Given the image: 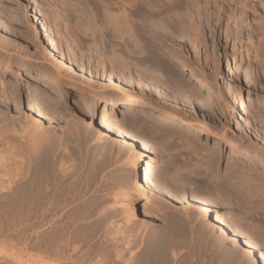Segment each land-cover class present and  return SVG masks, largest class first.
<instances>
[{"label":"rangeland","instance_id":"1","mask_svg":"<svg viewBox=\"0 0 264 264\" xmlns=\"http://www.w3.org/2000/svg\"><path fill=\"white\" fill-rule=\"evenodd\" d=\"M85 1L88 2L0 0V22L5 26L0 29V44L9 48L12 45L5 54L0 50V59L26 61L21 64L23 67L16 65L6 77L4 73L8 69L0 62V93L11 82L23 88L19 106L3 105L0 96V128L20 119L33 136L29 137L33 139L30 144L39 138L41 128L47 129L54 142L62 145L64 154L71 155L66 156L73 160H67L68 164L72 165L71 161L74 163L76 159L80 161L84 166L82 172L87 171L85 176L81 172L82 188L85 185L86 190L81 188L80 202L87 204L83 207L80 203L85 211L78 210L87 212L100 201L101 208L97 212L106 209L114 213V221L122 227L127 223L132 226L123 233L126 238H121L120 246L114 245L115 253L123 257L120 264H137V260L130 262V258L149 248L156 230L164 231L169 226L179 231V238L180 235L184 238L181 237L183 242L172 250L177 255V264H251L227 236L211 227L209 219L201 218L191 195L207 199L214 210L228 214L231 229L239 233L261 258L260 264H264V0H186L198 7L180 9L176 23L167 20L166 12L156 18L162 21L157 24L147 17L137 16L134 2L125 12L108 9L110 15L127 13L131 24L148 32L154 25L159 28L177 26L188 31V43L176 36H167L170 42L164 43L161 40L164 35L155 42L165 53L166 63L175 60L187 68L174 67L184 79L181 83L185 87V90L180 87L170 93L177 108L165 110L174 118L131 103L136 87L154 88L161 80L158 79V83L152 80L153 74H160V78L163 72L155 71L144 56H126L120 39L115 40L118 42L113 47H106V34L112 29L109 30L112 23L101 21L95 5L87 3L88 7ZM49 39L58 44L59 52L51 51ZM141 42L145 44V40ZM55 63L61 70L55 68ZM129 64L133 66L131 71L126 69ZM56 69L61 71V83L53 84L54 90L49 87V83L52 84L49 78L44 79L46 82H36L37 73L54 76ZM111 71L118 79H109ZM125 74L134 86L119 78ZM197 80L200 83L197 84ZM3 82L6 83L3 85ZM44 93L51 94L54 108L43 118L36 107L38 101L30 95L43 96ZM233 93L242 97L245 94L242 101L246 115L240 121L236 110L230 107ZM108 94L117 95L112 104L103 100ZM103 108H108L118 122L149 148L146 159L157 168V185L168 188L175 200H168L157 191L137 192L138 170L146 162L140 157L142 147H133L117 134H102L99 121ZM135 114L137 118L132 120ZM60 123L64 125L57 127ZM234 144L250 151L254 158L246 160L237 155L232 148ZM77 145L81 149L78 158L73 157ZM30 203L23 204L22 208L14 203L0 204V264H51L52 251L55 254L60 251L56 248L60 242L58 234V243L53 250L49 249L47 205ZM129 204L134 206L131 205V210H128ZM36 216L39 220H35ZM127 238L133 244L129 250H123ZM69 239L67 257L62 255L64 250L56 254L66 260L62 263L59 260L57 264H95V258H86V261L81 257L90 244ZM98 253L104 259L100 264H111L105 250Z\"/></svg>","mask_w":264,"mask_h":264},{"label":"bare ground","instance_id":"2","mask_svg":"<svg viewBox=\"0 0 264 264\" xmlns=\"http://www.w3.org/2000/svg\"><path fill=\"white\" fill-rule=\"evenodd\" d=\"M187 1L186 0H88L87 2L89 4L95 5V7L97 8V14L100 15L101 17L100 19L101 21H111L112 23L111 25L112 27L110 28L108 27L109 30L111 28L112 29L108 32V34H106L107 43L106 44L104 43L106 47H113L115 45L114 43L118 42L115 40L120 39V43L124 47V52L123 51L122 52L125 53L126 56L128 57L129 56L132 57L133 55H140L142 57L144 56L146 60L145 62L149 61L151 62V64L154 65L156 69L155 71L163 72V75L160 78H159L160 72L158 73L159 74L158 76L156 75L157 73L155 72L154 73L155 75L153 74L152 77V80L154 79L156 80V82L158 81V79H160L161 84L157 82L158 84L154 88H151L148 85H139V87L135 86L136 89L134 90V93L132 95L133 97H131L130 100L133 105L140 104L148 108L149 110L153 111L154 113H157L159 115H164L168 118H174V115L167 112L165 109L169 108V110H172L174 108L175 109L177 108L176 103L173 102L172 98L170 97V93L172 94L175 93L176 91H178L180 87L182 89L185 88L184 85H182L181 83V82L184 83V79L180 77L181 75L177 72V70H187V68L185 64L176 62L175 60L172 61L170 60L169 61L170 64L166 63L167 61L166 60H165L166 62L164 61L165 53L163 54L162 51L158 49L159 45L157 46L156 45L157 43L155 42L156 39L162 37V35H164L165 37V38L163 37L164 39L161 38V40H164V43L170 42L167 39V36L182 37L183 39L181 40L187 42L189 41V37H190L188 36L189 33L187 34L188 31L179 28L177 26L159 28L158 26L154 25V28L151 31L149 30L148 32L146 31V29H141L139 26H134L133 24H131L129 15L127 13H123L120 16L110 15L111 13L109 14V10L110 8H114L118 10L121 9L123 10V12H125L126 8L132 5L131 2H134L133 7L135 14L137 16L147 17V19H149L150 22L157 24L159 21L160 22L162 21L156 18H158L160 14L166 12L168 15L167 20H169L172 23H176L178 22V18H179L178 11H180V9L181 10L187 9L189 6L198 7V5L196 4L191 5V3ZM101 2H104V4H101ZM87 3L85 1V4ZM95 17H97V15ZM139 23L141 25V22ZM1 28H5V26L3 23L0 22V29ZM141 40H145V44H143ZM49 42H50L49 47H51L50 48L51 51L55 53L59 52L58 44L53 39H49ZM11 46L12 45H10V48ZM0 48H1L0 50L4 54L12 49V48L10 49L8 46L6 47V44L5 45L0 44ZM116 55L114 56L115 58L117 57ZM166 59H169V57L168 58L166 57ZM24 60L9 59L8 61H5V59L3 58L0 62L4 64L8 69V71L4 73V76L5 77L9 76L10 72L12 73V70L15 68L16 65H18L19 67H23V65L26 64V61ZM116 61L117 58L114 60V62L116 63V64L114 63L115 65H117ZM124 62L122 63L124 64ZM59 63L60 65L63 64L61 61ZM132 67L133 66L132 65L130 66L129 64V67H127L126 69L130 70ZM174 67L177 70H174ZM48 68L51 70L52 67L50 68V66H48ZM55 68H57L56 63H55ZM60 68L61 67L59 66L57 69L61 70ZM57 69H56L57 74L54 76L46 75L45 73L43 75L37 73L34 78L36 82H42L45 81L46 78H49L52 83L51 85L49 83V87L50 89L54 90L53 84L55 85L57 84L56 86H59L61 83V78H60L61 71L59 70L57 71ZM108 74H109V79L111 80H114V78L118 79V75L115 72L111 71ZM119 78L125 81V84H128L130 86H134L135 84L131 79H129V77H126V74L125 77L121 75V77ZM5 83L3 82V85ZM198 83L200 82L197 80V84ZM22 91L23 88L21 85H17L12 82L7 83V85H5L2 92L0 93L1 101L3 102V105L5 104V106H8L10 105V103H12V105L15 104L19 106L23 95ZM187 93H191V90H187ZM105 96L106 97H104L103 100L109 101L111 102V104L116 100L117 97V95L114 94H108ZM30 97H33L35 101H38L36 107L38 108V111L43 118L45 116V113L49 112V110H51V107L54 106V104L52 103L51 94L47 95L44 93L43 96L38 94V95H30ZM244 97L245 94L242 97L236 93H233L230 97V104H231L230 107H232L233 110L234 109L236 110L237 119L239 121L245 119V115H246V107L242 101V98ZM118 98H122V97L119 96ZM30 106L32 107L31 104H29V107ZM137 115L132 116V120H135L137 118ZM17 119L16 121L14 120L12 123H10L11 122L10 121L7 124H3V127L0 128V204L14 203V205L16 206L20 205L21 207L19 206V208H22L23 204L25 203L27 204V202H31L33 203V205L36 206H39L41 204L47 205L48 210L46 211V214L45 213L43 214H45V217L49 219L48 222L50 224L49 226L50 232H48L49 233L48 238L50 239L49 249L51 248L53 250L54 246L57 245L56 247L57 250L58 249L60 251L64 250V253L62 252L63 253L62 255L66 254L65 250L67 249V247L69 248L68 241H70L69 239L70 237L71 239L74 240V243L77 240L79 241L81 240L87 245L90 244L89 246H87L86 248L87 250L85 251V254L81 256L83 257L82 260H84V258L85 259L95 258L97 260L96 262L100 264V262L104 259L103 258L101 259L98 256V254H100L98 252L105 250L108 258L107 261L111 260L110 261L111 264H120L123 260V257L121 256L120 253L118 252H116L117 254L115 253V251L113 250L114 245L120 246L119 242H121V238L124 236L123 233L128 232L132 226L131 225H130L131 227L128 226L129 224L127 223L125 224L126 226L125 228L122 227L120 224H118L117 221H114L115 218L112 217V214L114 213L108 211L106 212L105 211L106 209L103 210L102 208L101 211L98 210L100 212H97V209L101 208L99 203L100 201L98 203H95V205L92 207L88 206L89 209H87L88 210L87 212H82L81 211L83 210L82 208L86 207L85 204H87V203L82 204L80 202L82 199L80 191L83 189V191L85 192L86 190L85 185L84 188H82L83 179H81L82 174H84V172L85 173L87 172L85 169L84 172H82L83 171L82 168H84V166L82 167V164L77 159L73 163L72 162L73 160L70 157L68 158L72 160L71 161L72 165L68 164L70 161V159L66 158L68 154H64L65 151L63 150L64 148L63 149L61 148L62 145L61 144L58 145L54 142L55 141L53 139L54 137L51 138L52 135L51 136L49 135L48 131H46L47 129L44 130V128H41L40 132L37 131L39 133V138L36 140L37 142L34 141L35 143L32 142L33 144H30V142L33 140L32 139L33 136L30 135L31 134L30 129L26 128L23 123L21 124L20 119L19 122L17 121ZM149 119L152 118L150 117ZM63 125L64 124L60 123L56 126L58 127ZM99 127L103 130L102 134L104 133L106 136H109L110 134H117V137H119L125 142H128L133 147L135 148L142 147L140 151L141 154L140 157L145 159L148 158V154L150 153L149 148L143 143V141L140 138L132 135V133H130L120 122H118L116 120V117L110 113L108 108H103L101 110ZM31 136L32 138L29 139V137ZM17 141L20 142V145L16 143ZM232 148L236 151L237 155L246 158V160L254 158V155L250 151L242 147H239L234 144ZM75 150L76 152L74 153L75 155H73V157L76 156L78 158L79 150H81L80 145L75 146ZM84 162L86 164V161ZM156 171L157 168L153 164V162H149L146 159V162H144L142 164V167L138 170V178L136 182L137 192H146V190L152 192L157 191L168 200H175V196L171 193V191L168 188L157 185ZM88 174L89 173H87V175ZM85 175L86 174H84V176ZM89 177L90 176H88V178ZM7 193L12 194L11 195L12 198L9 195L6 196ZM126 196H128V194ZM129 197L131 199L130 195ZM190 198L193 204L198 205L199 214L203 220L209 219L211 227L219 231L221 235L227 236V239L233 242L239 248L241 254L246 256L250 260L251 264H260L261 258L254 251V249L241 238V236L237 231L231 229L230 227L231 219L228 216V214L214 210L212 204L207 199L195 195H191ZM80 203L82 204L81 206L84 205L82 208L80 206ZM88 203L90 205V202ZM33 205L32 207H34ZM131 205L132 204H129L128 206L129 209L127 208L128 210H131L130 208L134 207L133 205H132L133 207ZM68 207H70L71 209L68 210L67 209ZM79 208H81V210H78ZM134 209L132 211H134ZM71 216L73 217L72 220H70ZM36 219H38L37 216L35 220ZM79 220L80 221L84 220V221L79 223L78 222ZM169 227L167 228V230L164 228L165 229V230L163 229L164 231L161 230L162 228L160 230L158 229L160 232L156 230V232H154V236H153L154 238L152 239L154 242H152V244L149 245V248L146 249V251L144 250L143 253L140 252V254L136 253L133 257L131 256L132 259L130 258L129 261L133 262L134 260H137L138 262L137 264H177L175 263L178 260V259L176 260L177 255L172 250L183 242L182 240H180L182 235H180L179 238L178 235L180 233L179 234L177 233L179 231L176 230L174 231L172 230V228L170 229ZM173 229L176 228L173 227ZM56 234H58L59 236L60 239L59 243L56 241V236H57ZM67 236L68 238L66 239L65 237ZM64 238L66 240H63ZM127 240L128 242L126 241L127 243L126 247L125 248L121 247L123 248V250H127V249L129 250V248H131L130 246H132L133 244V241H130L131 239L127 238ZM56 242L58 244H56ZM60 251L59 253L56 254H60ZM52 252L54 253V255L52 253L50 254L51 255L50 262H52L51 264H57V261L59 260H60L59 263L63 259L66 260V258H63L64 256H61L62 259L60 255H58L59 257H56L57 255L55 254L54 250ZM18 257L21 258L20 256ZM18 257L16 256V258ZM79 259H77V261H79Z\"/></svg>","mask_w":264,"mask_h":264}]
</instances>
